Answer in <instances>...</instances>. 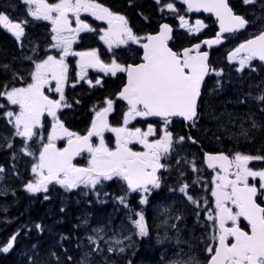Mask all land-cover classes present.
<instances>
[{"label":"snow or ice","instance_id":"6c2138e0","mask_svg":"<svg viewBox=\"0 0 264 264\" xmlns=\"http://www.w3.org/2000/svg\"><path fill=\"white\" fill-rule=\"evenodd\" d=\"M21 2L28 6L29 16L50 21L53 42L50 47L60 50L59 58L47 55L46 58L36 62L32 57H25L34 64L29 74L31 82H26V86L9 87L7 83L0 85V98L5 99L8 105L19 108L18 112L9 110L4 115L15 129L13 135L23 138L21 153L35 156L29 142L37 135L36 128L42 127V116L47 113L53 120L47 143H44L41 138L42 147L37 161L32 165V173L36 178L25 185L26 190L30 193L42 190L47 192L48 185L53 182L67 191L81 185L95 190L96 186L104 181L117 179L126 183L129 191L141 192L140 203H147V194L151 189L161 186V177L157 173L158 170L167 167L161 162L162 159L174 150L175 144H183L186 139L194 144L197 143L192 136L187 138L180 136L174 139L168 125L173 117H181L184 121L191 122L190 126L193 127L199 119L198 107L202 97V83L205 76L215 71L209 67L208 53L200 52L199 44L192 48H185L182 52L173 51L168 46L173 29L167 23L161 24L159 31L154 35L138 37L128 27V22L123 15L112 12L97 0H57L55 3H48L47 0H21ZM183 2L188 6V11L203 9L205 12L213 13L220 21V32L217 33L216 40L204 41L207 44L219 43L222 33L235 32L253 23L243 16L235 15L226 0H183ZM243 2L245 5H251L257 0H243ZM156 3L161 4V0H156ZM163 7L175 11L173 3H167ZM81 12L89 13L95 19L107 22L108 28L100 30L103 33L100 39L108 45L110 50L113 46L119 47L130 42L140 44L143 48L142 62L123 65L113 58L111 63H104L96 50L73 53L71 47L77 34L83 31H94L80 18ZM70 15L75 17L76 27H72ZM258 19L264 21V15ZM179 20L180 27L187 28L189 32L193 30L199 32L205 26L202 21L197 20L193 28L184 16H179ZM27 23L26 19L13 22L8 14L0 12V24H3L18 41L25 35ZM142 41L146 42L142 43ZM193 52L196 54L193 55ZM240 53L244 55L239 60L240 67L237 71L244 69L254 58L264 61V23L261 24L258 35L240 44L229 54V60L235 59ZM68 55L80 57L77 61L79 67L77 76L81 80L86 79L88 68H99L105 74L110 73L113 76L118 72L127 74V83L118 93V97L127 101L128 104V110L123 114L121 127H111L108 123V113L113 110L112 99H106L107 107L95 112L87 135H78L64 126L59 119L58 110L71 106L65 102L64 95V85L68 79V65L65 63V58ZM2 67L8 69V65ZM216 74L220 75L219 72ZM16 79L17 75L14 74L13 81ZM19 79L25 81V77L20 76ZM52 81L55 82L54 91L59 94V99H52L45 94V88ZM88 83L93 86L91 80ZM95 84H101V80L97 79ZM48 90L53 91L50 87ZM256 100L264 103V92L257 96ZM238 102L243 103V101ZM2 107L4 105L0 104V108ZM260 111L264 112V107H261ZM137 117H160L163 127L158 130L149 124L147 131L139 127L129 128L130 121ZM247 119L251 123L248 127H244L243 122L241 123L240 135L251 138L253 132L264 131V122L254 119L251 114L247 116ZM105 131L116 134L115 148L105 144L103 137ZM93 136L100 138L98 145L91 142ZM149 137L158 138L149 139ZM64 138L67 139V146L62 149L57 148L55 141ZM133 143L142 145L143 151H133L130 147ZM6 147L9 149L13 147L10 140ZM85 151L90 155L88 166L77 167L73 163V157ZM13 156L15 157L16 154L14 153ZM205 159L209 168L215 170L219 167V171L212 179L211 195L215 198V208H210L207 215V219L213 224L212 239L215 241L214 244L207 245L205 249L210 256L207 264H264V206L258 203V200L264 196V170L254 171L248 167L249 161L264 160V156L244 155L237 152L230 158L221 152L219 154L205 153ZM177 163L179 164L180 161L178 160ZM233 167L235 171H232ZM193 170H197L195 164H193ZM4 171L5 169L0 166V173ZM250 177L253 180L258 178L259 184H250ZM188 187L187 184L182 185L179 192L184 194L189 202L199 206V201L188 193ZM47 198L45 196V199ZM115 199L128 207L125 196L115 197ZM164 211L167 212V209ZM136 216L138 219L129 216L136 235L148 236L149 226L143 212L136 213ZM240 218L247 221L250 231H245L239 226ZM175 219L180 220L182 217L176 216ZM88 223L86 218L82 221L85 226ZM35 227L43 231L42 225L36 224ZM107 227V225H101L91 229L92 234L86 237L88 251L82 253L76 264H98L94 259L96 255L103 256L107 264L109 258L106 253L125 251L124 247H116L121 245L122 241L115 236L105 240ZM170 227L179 232L176 224ZM166 238H168L167 234L163 238L158 237L157 243H162ZM129 239V236L124 237V240ZM16 240L17 235H13L5 245L0 246V252L8 253L13 249ZM101 241L108 245L106 249L101 247ZM181 244H187V241L177 237L176 249L172 257L168 258L167 255L162 257L165 264H204L196 256L186 253L180 247ZM32 247L35 249L36 245ZM80 247L81 245L77 244V248ZM189 248L191 249L190 245ZM50 256L55 258L54 264H61L56 252H51ZM28 260L29 264H53L51 260L41 261L31 256ZM72 260L73 258L68 256L65 264H71Z\"/></svg>","mask_w":264,"mask_h":264},{"label":"trees","instance_id":"16d2710c","mask_svg":"<svg viewBox=\"0 0 264 264\" xmlns=\"http://www.w3.org/2000/svg\"><path fill=\"white\" fill-rule=\"evenodd\" d=\"M97 2L112 12L123 15L128 27L138 37L157 32L162 22L169 23L173 27L169 45L174 51L211 37L217 30L211 16H204L202 21L208 27L197 34L181 28L178 17L186 14L181 0H161V4H157L156 0H97ZM228 2L236 14H242L253 23L247 30L226 36L223 43L210 49V65L215 71L210 72L202 86V97L198 107L199 119L194 127L190 126L191 122L185 124L178 119H174L169 124L174 139L180 136L186 138L192 136L197 143L194 144L186 139L183 144L174 145V150L165 158L167 167L162 172L161 186L149 196L147 209L142 210L143 213L147 211L146 218H149L151 209L155 206L158 209V205L165 202L163 208L168 211L164 214L166 217H171L172 221L173 216L178 213L182 217L179 223V238L187 241V244H181L180 247L204 264L207 258L205 249L212 241L213 228L212 221L207 219V215L208 210L215 207L211 195L213 172L206 168L203 152H223L231 158L237 152L244 155L264 156V131L253 132L251 138L240 135L241 123L243 122L244 127H248L251 123L247 119L249 114L253 115L254 119L264 122V112L260 111L264 103L256 100V97L264 92V63L250 61L244 69L237 71L240 64L236 59L229 60V54L249 35L259 32L264 21L255 22L253 15L256 12L252 5L246 6L242 11L239 0H228ZM167 3H173L175 11L163 7ZM262 6L264 0H261L259 8L261 16L264 15ZM27 7L21 0H0V12L8 14L13 21L24 19L28 21L25 25V35L20 41L0 25V85L7 83L9 87L26 86V82H31L29 74L34 64L25 57H32L38 62L47 55H56L55 48L50 47L53 43L50 21L30 17ZM80 18L94 31L77 34L71 47L73 53L97 50L106 63H110L113 58L121 64H136L139 61L142 54L140 44L130 42L110 50L98 37V32L105 24L97 22L89 13L83 12ZM72 26L76 27L74 23ZM73 56L71 63L75 64L76 56ZM3 65H8V69H4ZM217 72L220 75H217ZM14 74L17 75L15 81H13ZM20 76L25 77V81H21ZM116 80L122 82L121 77ZM109 82L105 81L103 88L100 89L82 84L66 88V103L71 106L62 111L61 119L69 130L85 131L95 112L105 105L104 100L114 99L115 92L118 91L117 85ZM0 104L4 105L0 108V166L5 169L0 173V246L5 245L13 235H17L13 249L8 253L0 252V264H29L30 256L41 261L51 260L54 264L55 258L50 256L53 251L60 257L61 264H65L68 256L73 258L71 264H76L82 253L88 251L84 240L81 239L85 231L80 220L94 217L93 213H96V218L111 215L105 212L108 208L97 204L94 211L91 202H106L109 206L112 202H116L115 197L125 196L128 207L117 205V214H115L122 222H127L129 216L133 217L135 212H141L134 203L135 198L126 196L127 191L118 182L104 185V188L96 193V197L90 192L85 194L77 191L28 192L25 185L32 181L31 167L40 146L30 143L31 150L35 153L33 158L20 152L24 143L23 138L13 135L15 129L4 115L9 110L14 111L15 108L8 105L3 98H0ZM9 140L13 144L11 149L6 147ZM250 162L248 167L257 168L264 160ZM193 164L197 170H193ZM184 184L189 186L188 193L199 201V206L189 202L187 197L179 192V188ZM105 193L108 195H104ZM45 196L48 198L45 199ZM36 224L42 225L43 231L37 230ZM147 225L149 232L154 230L155 225L152 220H148ZM153 241L149 236L136 239L123 253L114 252L111 259L115 264H151L155 255L149 254L160 252L161 248L160 243L155 246ZM77 244L81 247L77 248ZM32 245H36V248L34 249ZM146 247L156 251H146ZM167 249L175 250L176 243L173 242ZM173 251L167 257L172 256ZM165 255L163 253V256ZM94 259L96 260V256Z\"/></svg>","mask_w":264,"mask_h":264},{"label":"flooded vegetation","instance_id":"af4514ba","mask_svg":"<svg viewBox=\"0 0 264 264\" xmlns=\"http://www.w3.org/2000/svg\"><path fill=\"white\" fill-rule=\"evenodd\" d=\"M47 1H49V0H47ZM50 2V1H49ZM260 3H261V0H257V2L255 3V4H251L252 6H253V10L256 12L254 15H253V18L255 19V22H260V19H258L261 15L259 14V8H260ZM228 4H229V2H228ZM239 5H240V7H241V10L242 11H244V8L246 7V6H249V5H245L244 4V2H243V0H239ZM230 6V5H229ZM232 9V8H231ZM83 12H81V14H82ZM235 13V12H234ZM236 14V13H235ZM237 15H239V16H243L242 14H237ZM205 15H203V14H197V13H192V12H190V11H187L186 10V14L184 15V17H185V19L189 22V24L191 25V23H193V24H196V21L197 20H200V21H202V19L203 18H205V17H207V16H205ZM31 17V16H30ZM244 18H245V16H243ZM72 18H74L75 19V17H72L71 15H70V20H71V22L72 23H74L75 21L72 19ZM213 19V18H212ZM246 19V18H245ZM74 22H73V21ZM96 21L97 22H100V23H104L105 25H104V27L107 25V22L106 21H104V20H97L96 19ZM13 22H16V21H13ZM203 22V21H202ZM205 26L203 27V28H201V29H205V28H207L208 27V25L206 24V23H203ZM251 24V23H250ZM250 24L249 25H247L243 30H241V31H239V32H234L233 34H235V33H240V32H243V31H245V30H247L249 27H250ZM1 25V27L4 29V30H6L7 32H9L4 26H3V24H0ZM75 25V24H74ZM215 26H216V22H215ZM103 27V28H104ZM102 29V28H101ZM185 29H187V28H185ZM216 29H217V27H216ZM188 30V29H187ZM217 31V30H216ZM216 31L214 32V34H213V36L215 35V33H216ZM188 32H189V30H188ZM260 32V31H259ZM259 32H257L256 34H253L252 33V35H249L244 41H242L240 44H242V43H244L246 40H248V39H250V38H252V37H254V36H256L257 34H259ZM10 34H12L11 32H9ZM191 33V32H190ZM98 37H100V34H101V31H99L98 32ZM192 34H194V33H192ZM233 34H230V35H233ZM230 35H227V36H230ZM212 37V36H211ZM226 37V36H225ZM225 37H224V39H225ZM208 38V37H207ZM225 41V40H224ZM200 42V41H199ZM198 43V42H197ZM102 44H105L103 41H102ZM239 44V45H240ZM105 45H107V44H105ZM193 45V44H192ZM238 45V46H239ZM120 46H122V45H120ZM119 46V47H120ZM237 46V47H238ZM190 46H186V47H182V48H180L179 50H177V52H182L185 48H189ZM113 48L114 49H117L118 47H116V46H113ZM212 48V47H211ZM210 48V49H211ZM205 50V48L204 47H201V49L199 50L200 52H202V51H204ZM92 51V50H91ZM73 52V51H72ZM86 52H90V51H86ZM96 53H97V55L100 57V59H101V61L102 62H104V63H106L103 59H102V57H101V55L99 54V52L96 50ZM193 53H195V52H193ZM192 53V54H193ZM240 56L241 55H244L243 53H240L239 54ZM238 55V56H239ZM56 57L58 56V55H55ZM76 56V55H75ZM209 56H210V50H209ZM72 58H74V56L73 55H68L66 58H65V63L68 65V79H67V81H66V83H65V85H64V95L66 94V88L67 87H75V86H78V85H87V86H89V87H96V89H100V88H103V85L105 84V81H110L111 83H114V84H116L117 85V87H116V89H118V91L117 92H115V95H114V99H113V110L109 113V116H108V123H109V125L111 126V127H121L122 125H123V114H124V112H126L127 110H128V106L126 105V103H124L123 101H121V100H118L117 98H116V96H117V94L122 90V88L124 87V85L127 83V81H126V73H117L115 76H113V75H111L110 73L109 74H105L103 71H101L99 68H88L87 69V77H86V79H83V80H81V79H79V77L77 76V73L79 72V67H78V64H77V61H79L80 59H79V56H76V63L75 64H72L71 63V59ZM209 59H210V57H209ZM255 60V58L253 59V60H251V61H254ZM73 61V60H72ZM112 61V60H111ZM111 61H110V63H111ZM141 61V57H140V59H139V61L137 62V63H139ZM256 61V60H255ZM74 62V61H73ZM136 63V64H137ZM123 65H128L127 63L126 64H123ZM209 65H210V60H209ZM210 68H211V65H210ZM210 74V73H209ZM118 77H121L122 78V82H118L116 79L118 78ZM97 79H100L101 80V84H99V85H96L95 84V81L97 80ZM89 80H91L92 82H93V86H90L89 85V83H88V81ZM77 81H79V82H77ZM109 82V83H110ZM74 85V86H73ZM51 88V89H53V91H49L48 90V88ZM55 87H56V85H55V82L54 81H52L51 82V84L48 86V87H46L45 88V94L46 95H48L50 98H52V99H59V94L58 93H56L55 91H54V89H55ZM106 100V99H105ZM105 100H104V106L102 107V108H104V107H107V105H106V103H105ZM65 102H66V96H65ZM66 107H64V108H61V109H59L58 110V116H59V119L62 121V119H61V113H62V111L65 109ZM101 108H99L97 111H99ZM94 116H95V114H94ZM93 116V117H94ZM93 119V118H92ZM92 119H91V122H92ZM174 119H176V118H172V120H171V122H173V120ZM63 122V121H62ZM91 122L89 123V125H88V127H87V129L85 130V131H82V132H77V131H71V130H69L67 127H66V125L64 124V122H63V124H64V126L69 130V131H71V132H75V133H77L78 135H81V136H84V135H86L87 133H88V130H89V128H90V126H91ZM41 124H42V127H37L36 128V133H37V135L36 136H38V138L39 139H43V140H46L47 141V136H48V133L50 132V130H51V128H52V124H53V120H52V118L50 117V116H48L47 115V113H45L43 116H42V119H41ZM149 124H151V125H153L156 129H162V127H163V121L161 120V119H158V118H152V117H137L136 119H134V120H131L130 121V123H129V125H128V127L129 128H132V129H134V128H137V127H139V128H141L142 130H144V131H147V128H148V125ZM168 129H169V125H168ZM170 131V130H169ZM171 132V131H170ZM162 134V133H161ZM103 137H104V142H105V144L108 146V147H110V148H115V142H116V134L115 133H113V132H111V131H105L104 132V134H103ZM154 138H158V137H149V139H154ZM41 141V140H40ZM91 142L94 144V145H98L99 143H100V138L99 137H96V136H93L92 138H91ZM44 143H47V142H44ZM67 143V139L66 138H64V139H59V140H56L55 141V144H56V147L57 148H62L65 144ZM130 147H132V149H133V151H143V146L142 145H140V144H137V143H133V144H131L130 145ZM40 148H41V146H40ZM38 155H39V153L37 154V156H36V161H37V159H38ZM169 156V155H168ZM89 157H90V155L85 151V152H83L81 155H79V156H77L74 160H73V163L77 166V167H87L88 166V160H89ZM260 162H261V160H259ZM162 163H164L165 164V158H163L162 159V161H161ZM32 168V167H31ZM251 168V167H250ZM252 170H254V171H260V170H264V162H261L260 164H259V166L257 167V168H251ZM164 170H165V168H163V169H160V170H158V175L162 178V172H164ZM235 170V168L233 167V169H232V171H234ZM212 172L213 173H216V171H214V170H212ZM121 183L122 185H123V188L127 191V193L128 194H126V196L127 195H129V196H133L134 198H135V202L134 203H136V206H138V208L142 211L143 209H144V211L147 209V207H148V205H149V196H151V195H153L159 188H154V189H151V191L147 194V200H148V202L147 203H145V204H141L140 203V199H141V196H142V193L141 192H131V191H129L128 189H127V186H126V184L123 182V181H119V180H117V179H114V180H112V181H104L101 185H97L96 186V189L95 190H92L90 187H85V186H83V185H81V186H79L78 188H76V189H72V190H70V191H67V190H65L63 187H61L59 184H56L55 182H53V183H50L49 185H48V190L47 191H59V192H62V193H64V192H71V191H77V192H84V193H89L90 192V194L92 195V196H95L96 197V193H98L99 191H100V189L101 188H104L103 186L104 185H106V184H110V183ZM249 183L250 184H259V179L258 178H256L255 180H253L251 177L249 178ZM42 192H45V191H43L42 190ZM119 196H122V195H119ZM118 196V197H119ZM127 202V201H126ZM92 203V207H93V209H94V211H96V204L98 205V206H100V207H106V208H108L107 210H105V212H107V214L108 213H111L112 214V216L115 218L116 216H115V214H117V205H119L120 203H119V201L116 199V202L114 201V202H112V204H109V206H107V203L106 202H100V203H96V201L95 202H91ZM258 203H261V206H264V196H262L261 198H260V200H258ZM113 206V207H112ZM136 213H138V212H135V214H134V216L132 217L133 219H138V216H136ZM158 213H160V212H158ZM95 216L94 217H92V218H89V217H87L86 219L88 220V225L89 224H92V222L94 221V220H96V213H93ZM144 214V216H145V220H146V223H147V221L148 220H152L153 221V223H154V225H155V227H154V230L153 231H151V232H149V237L150 238H152L154 241H156L157 240V238L159 237V236H163L164 237V233L162 234V235H159V232H157L158 231V229H159V227L158 226H156V224L157 223H159L160 222V220H165V221H167V223L170 221V219H169V217H165V216H163L162 214L160 215V216H158L157 214H155L154 216L153 215H151L150 214V216H149V218H146V215H147V211L145 212V213H143ZM176 216H178L177 214H176ZM106 217H108V216H106ZM106 217H104L103 218V220L102 221H104V222H106L107 221V219H106ZM112 220L114 221V219L112 218ZM81 222H82V220H80ZM180 220H177V219H175L174 218V220H173V224H176L177 226H178V228H179V222ZM83 225V224H82ZM87 225V226H88ZM87 226H85V225H83V228H84V231H85V229L87 228ZM168 226H169V223H168ZM229 226H230V224H229ZM239 226L243 229V230H245V231H250V226L248 225V223H247V221L246 220H244L243 218H240V222H239ZM173 229V228H172ZM133 230V229H132ZM135 231V230H134ZM168 231H170L169 229H168ZM211 233H213V231H214V229L212 228L211 229ZM166 233H168V232H166ZM151 234V235H150ZM170 236H171V238L174 236V235H176V238H177V236H179V233L176 231V229H173V233L172 234H170V232L168 233ZM87 235H88V232L86 233H84V236H82L81 237V239L82 240H87ZM168 236V235H167ZM174 239V238H173ZM231 239V238H230ZM169 240V239H168ZM101 244H102V242H100ZM215 243V241L212 239V241H211V243L210 244H214ZM165 244V243H164ZM163 244V242L161 243V247L164 245ZM208 259H210V256L208 255V253H207V258H206V261H205V264H207V260Z\"/></svg>","mask_w":264,"mask_h":264},{"label":"rangeland","instance_id":"374dc122","mask_svg":"<svg viewBox=\"0 0 264 264\" xmlns=\"http://www.w3.org/2000/svg\"><path fill=\"white\" fill-rule=\"evenodd\" d=\"M50 1V2H49ZM49 1H47L48 3H55V2H57V0H49ZM181 1H183V0H181ZM185 8V7H184ZM84 13H86V12H84ZM33 18V17H32ZM74 21H75V19L74 18H72ZM72 20V21H73ZM73 21V22H74ZM178 23H180V20H179V17H178ZM74 24H75V22H74ZM76 25V24H75ZM195 25L196 24H193V23H191V26H193V28H195ZM73 27V26H72ZM106 28H108V24L104 27V28H102V29H106ZM201 30H203V29H200V31ZM191 33H194V34H197L198 32H196V31H191ZM103 33L101 32V34H100V36L102 35ZM104 42V41H103ZM59 53H60V50L59 49H55V54L56 55H58L57 56V58H59ZM53 56H55V55H53ZM243 55H239V56H237L235 59H236V61L239 63V60H240V58L242 57ZM250 62V61H249ZM14 108H15V112H18L19 111V108H18V106H14ZM13 111V110H12ZM8 119V118H7ZM51 131V130H50ZM34 140V142H29V143H31L32 145L33 144H37V146L39 147V146H41L42 147V144H41V139H39L38 138V136H35V138L33 139ZM43 142H47L46 140H43ZM116 143V142H115ZM40 150V149H39ZM32 158H33V156H32ZM89 159H90V157H89ZM36 162V160L34 161V163ZM250 161H249V164H248V166L250 165ZM32 169V168H31ZM214 171H216V173H213V175H212V179H213V177L214 176H216V174H217V170H214ZM235 171V170H234ZM35 176H34V174L32 173V181H34L35 180ZM213 201H214V207H215V198L213 197ZM168 203H170V201H168ZM165 205V202H163L162 204H159L158 205V209H156V206L154 207V208H152L151 209V215H155V214H157L158 216H160L161 214L163 215V216H165L164 214H166L167 212H165L164 211V208H163V206ZM158 212H160V213H158ZM177 215H178V213H176ZM179 216V215H178ZM166 217V216H165ZM169 217V216H168ZM176 217V215L175 216H173V219H172V221L170 220L168 223H169V226H168V223H164V221L165 220H160V222L159 223H157L156 224V226H158L159 227V229H158V231L157 232H159V235H162L163 233H164V237H165V234H167L168 236V238H166V239H163V241H165V244H164V242H163V246L160 248V252H162V253H160L159 251H156V250H153V249H151V248H149V247H146V251H149V252H154V251H156V253H152V254H149V255H155V257L152 259V263L151 264H165V262H163V259H162V257H164L163 256V253L164 254H166V255H169V254H171V251H173L174 249H167V247H169L171 244H173V242H175L176 243V235H174L172 238H171V236L168 234L169 232H170V234H172L173 233V229L170 227V225H172L173 224V220H174V218ZM112 218L114 219V221L112 220ZM106 219H107V221L106 222H104V221H102L103 220V218H96V220H94L93 222H92V224H89L88 226H87V228L85 229V232L87 233L88 232V235H90V234H92V232H91V229L93 228V227H99V226H101V225H107L108 227H107V229H106V233H105V240H110V238L111 237H113V236H115V238L116 239H120L121 241H122V244L121 245H118V246H116L117 248H119V247H124L125 248V250L127 249V248H129V247H131L132 245H133V243H134V241L136 240V239H139V238H146L147 236H145V237H140V236H138V235H136V230H135V228H134V226L132 225V223H131V220L128 218L126 221L127 222H122L121 220H119L118 219V217L116 216L115 218L112 216V214L111 215H109L108 217H106ZM169 219H171V217L169 218ZM181 220V219H180ZM121 221V222H120ZM180 222V221H179ZM133 229V230H132ZM168 229L170 230V231H168ZM135 230V231H134ZM166 232H168V233H166ZM87 235V236H88ZM151 235V234H150ZM212 235H213V233H212ZM125 236H129L130 237V239L129 240H124V237ZM149 236V235H148ZM159 237H161V238H163V236H159ZM177 237H179V236H177ZM174 238V239H173ZM169 239V240H168ZM173 241V242H172ZM102 242V241H101ZM84 243H85V245L88 247V242H87V240H84ZM153 244H155V246H157V244H159V243H157V240L156 241H153ZM160 246H161V243L159 244ZM107 244H105L104 242H102V244H101V247L102 248H107ZM159 246V247H160ZM163 250V251H162ZM116 253H120L119 251H116ZM148 254V253H147ZM106 255H107V257L109 258L108 259V261H107V264H115V262L113 261V259H111V257L114 255V253H106ZM171 258L172 256H168V258ZM96 261L98 262V264H105V260H104V257L103 256H99V255H96Z\"/></svg>","mask_w":264,"mask_h":264},{"label":"water","instance_id":"95a60500","mask_svg":"<svg viewBox=\"0 0 264 264\" xmlns=\"http://www.w3.org/2000/svg\"><path fill=\"white\" fill-rule=\"evenodd\" d=\"M226 2L228 3V0H226ZM182 4H183V6L185 7V9L188 11V6L182 1ZM229 5V4H228ZM230 7V6H229ZM231 8V7H230ZM190 12H192V13H197V14H203V15H205V16H211L212 18H213V20L216 22V27H217V31H216V33H215V35L214 36H212V37H208V38H203L200 42H198V43H194L193 45H191L189 48H192L194 45H196V44H199L200 45V48H199V50L201 49V47H204L205 48V50L204 51H202V52H207L208 53V64H209V50H210V48L211 47H215V46H217V45H219L220 43H222V42H224V37L225 36H227V35H230V34H233L234 32H231V33H228V32H225V33H222L221 34V39H220V42L219 43H213V44H207V43H204V41H214V40H216V38H217V33H219L220 32V21L218 20V18L213 14V13H211V12H205L203 9H201L200 11H196V10H193V11H190ZM233 13H234V11H233ZM235 14V13H234ZM235 15H237V14H235ZM164 23H167V22H162L161 24H164ZM160 24V25H161ZM172 29H173V27L169 24V23H167ZM160 25H159V27H158V30H157V32L159 31V29H160ZM241 30H243V29H240V30H238V31H235V32H239V31H241ZM157 32H155V33H148V34H146L145 36H147V35H154V34H156ZM172 35H173V31H172V33H171V37H172ZM258 35V34H257ZM144 36V37H145ZM255 37V36H254ZM254 37H252V38H250V39H253ZM172 40V38L168 41V46L170 47V45H169V43H170V41ZM249 40V39H248ZM247 41V40H246ZM143 42H146V41H143ZM171 48V47H170ZM141 50H142V54H141V61L139 62V63H141L142 62V56H143V48L141 47ZM174 51V50H173ZM196 53H193V55H195ZM244 54V53H243ZM79 59H80V57H79ZM255 60L257 61V62H261V63H264V61H261V60H259L258 58H255ZM139 63H137V64H139ZM209 67H210V65H209ZM209 75V74H208ZM208 75L207 76H205V79H204V82H205V80L207 79V77H208ZM126 81H127V74H126ZM204 82L202 83V86H203V84H204ZM201 90H202V88H201ZM116 98L118 99V100H121V101H123L124 103H126V105L128 106V104H127V101H125V100H122V99H120L119 97H118V94H117V96H116ZM108 116H109V113H108ZM94 118V117H93ZM152 118H158V119H161L160 117H152ZM173 118H176V119H178V120H181L182 122H184L185 124H188V123H190V122H186V121H184L183 120V118H181V117H173ZM93 120V119H92ZM91 127V126H90ZM90 129V128H89ZM87 135V134H86ZM67 146V143L62 147V148H64V147H66ZM61 148V149H62ZM205 153H209V154H219V153H210V152H203V161H204V164H205V166H206V168L208 169V170H214V169H212V168H209L208 166H207V162H206V159H205ZM221 153V152H220ZM225 154V153H224ZM226 155V154H225ZM39 156V155H38ZM77 156H75V157H73V160L76 158ZM230 157V156H229ZM231 158V157H230ZM215 170H217V171H219V167H217ZM126 184V183H125ZM127 186V185H126Z\"/></svg>","mask_w":264,"mask_h":264},{"label":"bare ground","instance_id":"6f19581e","mask_svg":"<svg viewBox=\"0 0 264 264\" xmlns=\"http://www.w3.org/2000/svg\"><path fill=\"white\" fill-rule=\"evenodd\" d=\"M223 43V42H222ZM221 44V43H220Z\"/></svg>","mask_w":264,"mask_h":264}]
</instances>
